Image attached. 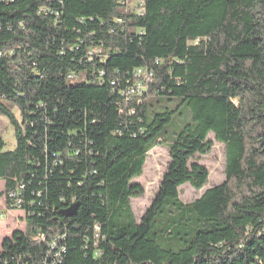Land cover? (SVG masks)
Returning a JSON list of instances; mask_svg holds the SVG:
<instances>
[{"label":"trees","instance_id":"obj_1","mask_svg":"<svg viewBox=\"0 0 264 264\" xmlns=\"http://www.w3.org/2000/svg\"><path fill=\"white\" fill-rule=\"evenodd\" d=\"M130 3L0 0V115L16 138L0 137V195L26 224L0 264H48L52 243L61 264H264V0ZM210 134L225 180L184 203L183 184L209 180L196 158ZM163 144L137 220V179Z\"/></svg>","mask_w":264,"mask_h":264},{"label":"rangeland","instance_id":"obj_2","mask_svg":"<svg viewBox=\"0 0 264 264\" xmlns=\"http://www.w3.org/2000/svg\"><path fill=\"white\" fill-rule=\"evenodd\" d=\"M132 1V0H131ZM135 6V1L131 6ZM77 83L78 81H74ZM182 110V109H181ZM189 111V110H188ZM19 115V111H15ZM177 116V114H176ZM176 120L179 122H186V114L184 117L177 116ZM182 125V123L180 124ZM0 137L6 142V150H12L16 144L14 127L10 124L8 119L0 115ZM210 139L214 141V146L207 154H200L196 160L205 165L209 169V180L202 189H196L191 184H183L180 188V199L184 203H191L198 199L206 189L221 184L225 180V151L224 145L216 142L214 136L210 134ZM170 160L169 152L165 144L158 145L152 149L148 154L147 163L144 174L137 179L145 188V194L142 197L134 198L132 206L137 220H140L146 209L150 206L155 194L158 191L162 177L166 171L167 164ZM4 189V181L0 180V193ZM0 214L3 217L0 219V243L3 238L11 236L15 230H24L25 214L22 211H8L6 209L5 197L0 195Z\"/></svg>","mask_w":264,"mask_h":264},{"label":"built area","instance_id":"obj_3","mask_svg":"<svg viewBox=\"0 0 264 264\" xmlns=\"http://www.w3.org/2000/svg\"><path fill=\"white\" fill-rule=\"evenodd\" d=\"M8 1H13V0H8ZM133 1H135V6L133 5V7H138L137 6V4L140 2L141 3V0L140 1H136V0H132V3H133ZM132 3H130V4H132ZM142 11V10H141ZM143 74H145L143 71H142V69H138L137 70V76H140V75H143ZM141 87H142V83L141 84H138V86H137V89L139 90V89H141ZM133 93H135V89H132V90H130L129 92H128V94L129 95H132ZM131 112H133V111H131ZM13 196V195H12ZM17 203H19V201L17 202ZM6 209H7V212L8 211H12L13 209H8L7 207H6ZM15 210V209H14ZM22 211V210H20V209H16L15 211ZM22 212H24V211H22ZM24 214H25V212H24ZM3 217V214H0V219ZM25 229V228H24ZM14 233V232H13ZM12 233V234H13ZM4 239V238H3ZM3 239H2V241H3ZM41 240L42 241H45L46 240V238L45 237H41ZM2 241H1V243H0V246H1V244H2ZM50 246H52V248L54 249V254H52L51 253V256H49V261H50V263H48V264H61V262H62V260H63V258H62V253H64L65 252V249H59V250H56V246H55V244H51ZM50 253V252H49Z\"/></svg>","mask_w":264,"mask_h":264},{"label":"water","instance_id":"obj_4","mask_svg":"<svg viewBox=\"0 0 264 264\" xmlns=\"http://www.w3.org/2000/svg\"><path fill=\"white\" fill-rule=\"evenodd\" d=\"M78 208H79V204L74 203L70 207H68L67 209L62 210L61 214L67 218L74 217L77 213Z\"/></svg>","mask_w":264,"mask_h":264}]
</instances>
